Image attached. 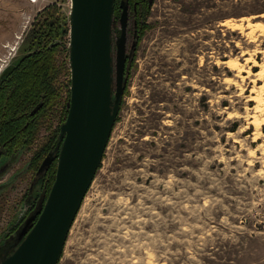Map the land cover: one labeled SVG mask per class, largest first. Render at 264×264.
Here are the masks:
<instances>
[{
	"label": "rangeland",
	"instance_id": "obj_1",
	"mask_svg": "<svg viewBox=\"0 0 264 264\" xmlns=\"http://www.w3.org/2000/svg\"><path fill=\"white\" fill-rule=\"evenodd\" d=\"M49 5L68 18L70 0H0L1 72ZM145 11L118 122L58 264H264V0ZM59 116L0 177V235Z\"/></svg>",
	"mask_w": 264,
	"mask_h": 264
},
{
	"label": "water",
	"instance_id": "obj_2",
	"mask_svg": "<svg viewBox=\"0 0 264 264\" xmlns=\"http://www.w3.org/2000/svg\"><path fill=\"white\" fill-rule=\"evenodd\" d=\"M113 3L114 0H70L69 98L54 151L46 155L36 173L56 160L54 179L29 232L23 233L13 253L1 264L60 261L116 122L137 43L134 36L126 56L127 20L121 17L113 53Z\"/></svg>",
	"mask_w": 264,
	"mask_h": 264
},
{
	"label": "trees",
	"instance_id": "obj_3",
	"mask_svg": "<svg viewBox=\"0 0 264 264\" xmlns=\"http://www.w3.org/2000/svg\"><path fill=\"white\" fill-rule=\"evenodd\" d=\"M67 24L68 18L63 17L55 5L43 8L24 36L23 54L0 73V151L9 153L12 149L27 148L36 140L42 126L50 127L48 123L56 108L60 109V123L63 121L69 98ZM145 28L142 29L138 21V43ZM126 93L127 85L123 97ZM39 104L42 107L31 114ZM121 106L122 102L119 111ZM117 122L118 117L115 124ZM57 131H51L36 149L34 165L53 147ZM53 179L54 175L52 182Z\"/></svg>",
	"mask_w": 264,
	"mask_h": 264
},
{
	"label": "flooded vegetation",
	"instance_id": "obj_4",
	"mask_svg": "<svg viewBox=\"0 0 264 264\" xmlns=\"http://www.w3.org/2000/svg\"><path fill=\"white\" fill-rule=\"evenodd\" d=\"M149 2L150 0H114L113 16L111 23L113 53L116 51V44H115L116 39L120 35V18L125 17L127 20V24H126L127 40L129 36H131L133 39L134 36H137V32H138L137 23L139 21V17H141L144 14L143 12L150 7ZM130 22H132V29H130L129 27ZM137 44H138V38H137ZM126 49H127L126 50V56H127L129 54V49H130V45H128V43L126 44ZM133 63H134V56L128 70L127 82L128 79L130 78V72L133 67ZM40 104L38 106H40ZM41 107L42 105L39 107V109ZM33 113L35 112L32 111L31 114ZM59 125H60V119L56 126L57 128H55L54 130L59 129L58 128ZM47 128L50 129V127ZM49 135L50 132L47 136ZM57 136H58V131L53 147L41 159H39L36 165H34L32 159H34L35 157L34 152L36 151L38 146H36V148L34 149L33 154L29 162L27 163V166L24 171L28 172L30 179L26 185V190L22 194H20L19 202L21 209L18 208V211L20 210V213H18L16 221L14 223L8 224L7 228H5L4 234L0 235V264L13 253V251L17 246L19 238L21 239V237H23L22 236L23 233L27 234L29 232V228L37 218V212L40 210L41 206L43 205L48 195L52 183V175H54L53 173L55 172V168H56V160H54L46 170H43L39 174L36 173L42 160L46 157V155L49 152L54 151V148L57 143ZM34 142L31 144H34ZM30 145H28V147L24 149H20V148L12 149L11 152L9 153H6L5 151H0V177L3 176L7 172V170L12 166L16 156L20 152H22V150L28 149ZM13 179L14 176H12L11 180ZM11 180H9L5 185H8L11 182Z\"/></svg>",
	"mask_w": 264,
	"mask_h": 264
},
{
	"label": "bare ground",
	"instance_id": "obj_5",
	"mask_svg": "<svg viewBox=\"0 0 264 264\" xmlns=\"http://www.w3.org/2000/svg\"><path fill=\"white\" fill-rule=\"evenodd\" d=\"M226 23V22H225ZM228 25V24H227ZM230 25V24H229ZM231 26V25H230ZM254 66H258L256 64H254ZM262 72L264 73V66L262 68ZM262 74V73H261ZM254 101L257 104V107H260L262 105H264V98L261 95H257L256 97H254ZM264 122V120H263Z\"/></svg>",
	"mask_w": 264,
	"mask_h": 264
},
{
	"label": "built area",
	"instance_id": "obj_6",
	"mask_svg": "<svg viewBox=\"0 0 264 264\" xmlns=\"http://www.w3.org/2000/svg\"><path fill=\"white\" fill-rule=\"evenodd\" d=\"M1 70V69H0Z\"/></svg>",
	"mask_w": 264,
	"mask_h": 264
}]
</instances>
